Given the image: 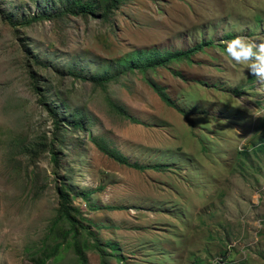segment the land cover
Returning <instances> with one entry per match:
<instances>
[{"label":"rangeland","instance_id":"obj_1","mask_svg":"<svg viewBox=\"0 0 264 264\" xmlns=\"http://www.w3.org/2000/svg\"><path fill=\"white\" fill-rule=\"evenodd\" d=\"M81 1L0 0V264H80L62 192L87 264H264V80L223 51L264 0Z\"/></svg>","mask_w":264,"mask_h":264},{"label":"trees","instance_id":"obj_2","mask_svg":"<svg viewBox=\"0 0 264 264\" xmlns=\"http://www.w3.org/2000/svg\"><path fill=\"white\" fill-rule=\"evenodd\" d=\"M72 6L69 7L68 11L72 14H77V12H82L83 14H91L94 15L96 11V6L94 5L93 2H82L81 0H71ZM76 9V10H75ZM211 45V41H208L206 43H202L199 45V47H193L190 50L186 51H177V52H165L160 54L159 52H154L150 51L145 53V56L148 58V62L144 63V61L141 62L140 65H138V68L146 71V70H153L156 69L157 67L161 66H166L172 61H180V60H186L189 61L191 60V56L196 53L200 52L204 49V47H208ZM137 68V64H136ZM105 79H97L95 80L98 83H102ZM157 94L161 97V99L168 104L169 106H173V102L161 91L158 89L155 85H152ZM75 127L77 128H82V124L79 122H76ZM96 146L108 157L114 159L116 162H119L121 164H124L129 167H134L135 169H142L138 164H132L129 161V159L125 156H123L117 149H107L105 147V144H101L98 141H95ZM255 147L259 148V150L264 151V138L261 140L260 143L255 144ZM61 204H60V216L63 218L69 225H70V230L71 233H73V240H72V245L74 247L75 253L78 257L79 263L80 264H87V258L84 253V247L81 246L80 243H78L77 239V220H76V215L75 212H77L76 208L72 206V199L71 197L66 194V193H61ZM113 251H116V248H113ZM114 254V253H112ZM112 256H115L112 255ZM102 264H107V259L106 256L102 255ZM120 260L119 258H117ZM40 264H46V260L42 261Z\"/></svg>","mask_w":264,"mask_h":264},{"label":"clouds","instance_id":"obj_3","mask_svg":"<svg viewBox=\"0 0 264 264\" xmlns=\"http://www.w3.org/2000/svg\"><path fill=\"white\" fill-rule=\"evenodd\" d=\"M223 43L224 53L235 65H246L250 74L264 80V39L256 41L238 35Z\"/></svg>","mask_w":264,"mask_h":264},{"label":"built area","instance_id":"obj_4","mask_svg":"<svg viewBox=\"0 0 264 264\" xmlns=\"http://www.w3.org/2000/svg\"><path fill=\"white\" fill-rule=\"evenodd\" d=\"M219 260H220V259H217V260H216V264H217V262H218Z\"/></svg>","mask_w":264,"mask_h":264},{"label":"bare ground","instance_id":"obj_5","mask_svg":"<svg viewBox=\"0 0 264 264\" xmlns=\"http://www.w3.org/2000/svg\"><path fill=\"white\" fill-rule=\"evenodd\" d=\"M210 263V262H209ZM212 264V263H211ZM214 264V263H213Z\"/></svg>","mask_w":264,"mask_h":264}]
</instances>
